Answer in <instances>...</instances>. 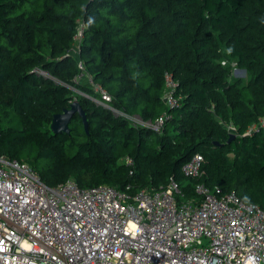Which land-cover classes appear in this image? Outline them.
Listing matches in <instances>:
<instances>
[{
    "label": "trees",
    "instance_id": "trees-1",
    "mask_svg": "<svg viewBox=\"0 0 264 264\" xmlns=\"http://www.w3.org/2000/svg\"><path fill=\"white\" fill-rule=\"evenodd\" d=\"M76 100L89 133L77 114L70 134H53ZM137 116H164L162 131ZM197 154L201 176L185 177ZM0 156L50 187L136 193L174 179L186 200L204 184L264 210V0H0Z\"/></svg>",
    "mask_w": 264,
    "mask_h": 264
},
{
    "label": "built area",
    "instance_id": "built-area-1",
    "mask_svg": "<svg viewBox=\"0 0 264 264\" xmlns=\"http://www.w3.org/2000/svg\"><path fill=\"white\" fill-rule=\"evenodd\" d=\"M166 78V102L178 106L177 84ZM95 89L108 106V92ZM131 119L159 132L165 120ZM203 161L195 155L184 176L200 177ZM125 163L135 165L129 157ZM170 180L136 193L132 185L86 189L73 180L50 187L27 163L0 156V264H264L260 206L204 184L196 186L198 200H186Z\"/></svg>",
    "mask_w": 264,
    "mask_h": 264
},
{
    "label": "water",
    "instance_id": "water-1",
    "mask_svg": "<svg viewBox=\"0 0 264 264\" xmlns=\"http://www.w3.org/2000/svg\"><path fill=\"white\" fill-rule=\"evenodd\" d=\"M77 114H79L83 120L84 131H86V133H89L87 114H85L84 110L81 107L80 102L77 100L71 104L69 109H65L62 113L54 115L52 119V123L50 125V131L53 134H61V133L70 134V125L73 121V118ZM234 138L235 135L232 134L230 136L229 142L234 140ZM215 145H218V143H215Z\"/></svg>",
    "mask_w": 264,
    "mask_h": 264
},
{
    "label": "rangeland",
    "instance_id": "rangeland-1",
    "mask_svg": "<svg viewBox=\"0 0 264 264\" xmlns=\"http://www.w3.org/2000/svg\"><path fill=\"white\" fill-rule=\"evenodd\" d=\"M76 52H77V49H75V54H76ZM233 74L236 77H239V76L247 77L245 71H243L239 68L237 69L236 67L234 68ZM114 113H116L118 116L121 114V113L119 114L117 112H114ZM76 151H78V148H72L69 152H70V154H74Z\"/></svg>",
    "mask_w": 264,
    "mask_h": 264
},
{
    "label": "crops",
    "instance_id": "crops-1",
    "mask_svg": "<svg viewBox=\"0 0 264 264\" xmlns=\"http://www.w3.org/2000/svg\"><path fill=\"white\" fill-rule=\"evenodd\" d=\"M86 76V75H85Z\"/></svg>",
    "mask_w": 264,
    "mask_h": 264
}]
</instances>
